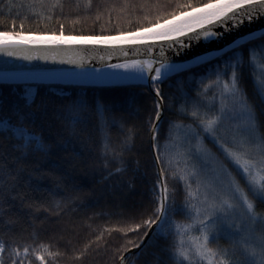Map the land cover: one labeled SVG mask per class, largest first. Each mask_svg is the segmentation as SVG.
I'll return each mask as SVG.
<instances>
[{"label": "snow or ice", "instance_id": "1", "mask_svg": "<svg viewBox=\"0 0 264 264\" xmlns=\"http://www.w3.org/2000/svg\"><path fill=\"white\" fill-rule=\"evenodd\" d=\"M91 5L92 0H83V18H88L87 10ZM128 5L129 0H121L119 7L115 3H98L99 10L93 19L102 20L104 8L112 13L114 10L123 11ZM12 6L10 4L9 8ZM25 7H30L32 14L39 15L41 21L44 19V11H47L49 21L55 16L59 29L54 27L51 31H25L24 17H21L19 27L15 26V21H10L8 27L0 29V52L23 56L25 59H32L35 55L42 60H55L63 58L60 49L75 44H102L121 49L133 46L143 49V58L126 59L112 67L130 70L138 80L146 81L150 85L156 99L154 111L147 117V129L153 140L152 148L161 152L156 160L163 162L165 168L170 161H161L164 153L155 143L163 100L159 84L180 67L169 60L165 51L175 48L179 53L209 39L223 40L225 36L241 29L246 22L252 24L264 17V0H176L175 4L172 0H152L149 5L153 9L151 14L144 2L139 4L142 12L139 17L133 12L137 23L132 31L117 29L111 35H74L71 32L66 35L65 20L72 24L81 17L76 15L67 19L64 0H29ZM80 7V0H68L67 8L72 12L79 11ZM136 7V4H132L133 9ZM165 7L169 10L155 11ZM124 15L127 16L128 13L124 12ZM257 33L264 37V28L249 29L237 34L222 48H214L211 52L191 57L196 64L208 63L204 59L206 56L215 58L217 64L214 79L206 81L197 90L196 97L199 99L188 98L187 107L177 106L178 115L190 118L187 125L180 121L175 122L179 127L187 129L189 142L187 148L181 146L179 149L185 163L177 165L175 171H169L167 177L177 179L184 186L183 200L177 205L174 196L170 197V189L165 182V168H160L152 203L138 214L139 218L129 217L122 223H113L93 237V240L103 244L102 235L105 231L114 229L121 234L119 246L113 249L114 256L119 253L116 256L118 264H125V261L135 264L149 229L167 241L164 248L172 264H233L226 257L237 244L256 257V264H264V232L257 237V252L248 243L251 236L244 229L241 220L259 218L256 204H264V132L260 131L264 120L259 119L257 114V101L264 106V40L258 44L250 43V38H258ZM156 46H159L158 58L154 52ZM225 48L228 49L227 58L223 54ZM215 52L222 55L214 57ZM69 62L75 63L71 60ZM244 69L248 70L255 100L249 98L243 87ZM209 86L214 89L212 103L200 97V92ZM33 99L34 97L26 96L22 103L11 104V115L0 111V140L13 141L8 145L11 151L0 154V195L5 198V207H10L7 202L9 197L13 201L17 197L23 198L24 194L18 192L17 187L32 178L26 162L27 153L45 151L48 148L44 137L26 126L35 123L37 118L39 104L34 110ZM70 109L72 119L66 121V130L70 135H76V123L86 122L80 115L83 105L78 104L74 108L70 106ZM97 113L103 117V106L97 109ZM259 116L264 117V107L261 108ZM132 136L133 132L129 127L127 134L121 137L120 152L131 144ZM209 138L217 146L216 152L204 143ZM102 151L114 154L119 159L120 152H115L107 144ZM180 158L181 156L175 157ZM188 161L193 162L189 164ZM171 192L174 193L175 188ZM22 206L34 211L44 207L35 201L23 200ZM45 211L48 209L45 208ZM177 212L185 220H177ZM28 218L32 219L31 215ZM194 227L197 229L195 234L192 231ZM25 235L26 238L21 239L13 234L7 238V243L0 239V264H32V257L39 264H49V261L51 264H60L58 257H63L64 252L53 250L56 247L55 242L46 243L40 240L37 243L38 234L35 228ZM222 235L228 241L227 246L218 243ZM90 244L91 240L83 245V249L87 250ZM133 248L137 249L136 253L129 251ZM83 255L85 251L74 252L76 258ZM235 264L240 262L237 260Z\"/></svg>", "mask_w": 264, "mask_h": 264}, {"label": "trees", "instance_id": "2", "mask_svg": "<svg viewBox=\"0 0 264 264\" xmlns=\"http://www.w3.org/2000/svg\"><path fill=\"white\" fill-rule=\"evenodd\" d=\"M64 2L67 19H72L76 15L81 17L78 22L72 24L65 20L66 35L70 32L74 35L105 33L111 35L117 29L132 31L137 23V19L133 18V12L136 17L142 14L140 3H145L149 14L153 12L149 7L152 0H129L128 7L123 11L114 10L109 13L104 8L103 19L95 20L93 17L99 10L98 3L100 5L115 3L119 7L121 0H92L91 8L87 10L88 18L85 19L83 0H80L81 7L77 12L67 8L68 0ZM28 3L29 0H0L2 6L0 29L8 27L10 21H15V26L19 27L21 17H24L25 31H51L54 27L59 29L55 16L49 21L48 13L44 11V19L41 21L39 15L32 14L30 7H25ZM172 3L175 4L176 0H172ZM10 4L13 6L9 8ZM17 4L21 6L16 7ZM132 4H136L137 7L133 9ZM161 10L169 9L157 8L155 11ZM124 12L128 15L125 16ZM110 20L115 22L110 23ZM261 40H264V37L250 43L258 44ZM227 54L228 52L224 54L225 58ZM216 64L217 60L211 59L208 63L179 71L159 84L164 110L157 128L155 143L164 153L161 161H170L167 168L163 162H157L156 157L161 155V152L152 148L153 140L147 129V117L154 111L156 99L147 85L0 83L2 102L0 111L6 115H11V104L22 103L26 96L34 97L33 109L36 110L39 104L37 118L35 123L26 126L40 133L44 137V143L48 145L45 151L27 153L26 162L32 178L17 187V191L24 194L23 198L17 197L13 201L9 197L7 202L10 207H5V198L0 195V239L7 243V238L13 234L25 239V234L35 228L38 234L37 243L40 240L46 243L55 242L56 247L53 250L59 249L64 252L63 257H58L60 264H118L116 256L119 253L114 256L113 249L119 246L121 234L114 229L105 231L102 235L103 244L93 240V237L113 223H122L129 217L139 218L138 214L152 203L154 185L160 168H165V182L169 186L170 197L174 196L177 205L182 202L184 186L177 179L167 177L169 171H175L177 165L185 163L179 149L181 146L187 148L189 142L187 129L179 127L175 122L180 121L187 125L190 118L178 115L177 106L187 107L188 98L199 99L196 92L206 81L214 79ZM242 79L249 98L255 100L247 69H244ZM31 89L33 93L29 94ZM213 95L212 86L200 92V97L205 98L208 103L213 102ZM78 104L83 105L80 115L86 122L83 124L77 122V134L70 135L66 130V121L72 119L70 106L74 108ZM100 106H103V117L97 113ZM262 107L264 106L259 105L257 101L258 118L264 120V117L259 116ZM129 127L133 132L131 144L120 152L121 137L127 134ZM260 131L264 132V125ZM11 143L13 141L10 139L0 140V154L11 151L8 148ZM192 143L194 146L195 142ZM204 143L216 152L217 146L212 144L210 138L205 139ZM105 144L115 152H120L119 159L115 158L114 154L102 151ZM177 156L181 158L175 159ZM192 162L188 161L189 164ZM173 188L174 193L171 192ZM22 200L35 201L44 207L34 211L32 208L22 206ZM45 208L48 211H45ZM256 211L260 213L259 218L248 220L254 239H258V235L264 232V204L257 203ZM29 215L32 219L28 218ZM175 218L185 220L179 212L175 213ZM90 240L92 244L84 250L83 245ZM166 242L162 236L153 232L140 251L135 264H172L164 248ZM218 243L221 246L228 245L223 235ZM256 244L253 241L250 245L259 249V244ZM75 251H85V255L76 258ZM226 258L233 264L237 260L240 264H256V257H252L239 244L235 245L234 250L230 251ZM32 264L39 262L32 257ZM125 264H129V261Z\"/></svg>", "mask_w": 264, "mask_h": 264}, {"label": "water", "instance_id": "3", "mask_svg": "<svg viewBox=\"0 0 264 264\" xmlns=\"http://www.w3.org/2000/svg\"><path fill=\"white\" fill-rule=\"evenodd\" d=\"M264 28V17L256 20L252 24L245 25L237 32H233L228 36H225L223 40H211L207 42L198 43L195 46L185 49L183 52H177L175 48L167 49L165 55L173 63L178 64L180 67L175 72L183 71L187 68L196 66L199 64L194 63L191 57L199 53L211 52L214 48H222L225 43L230 42L237 34H242L249 29ZM257 37L260 38V33H257ZM256 38V39H258ZM250 38V41L256 40ZM35 51V50H33ZM60 55L63 57L58 59L42 60L33 55L32 59H25L23 56H11L5 52H0V83H24V84H36V83H59V84H144L151 87L146 81H140L136 78V75L130 70L112 67L126 59L143 58V49L141 47L129 46L126 48L112 47L108 45H92V44H75L67 46L59 50ZM154 52H159V46L154 48ZM228 52V49H224V53ZM222 55L220 52L213 53L214 57ZM207 61L214 59L206 56L204 58ZM75 61L70 63L69 61ZM175 73L168 75L171 76ZM96 80L101 83H93L92 80ZM165 80V79H164ZM152 91V90H151ZM153 93V92H152ZM154 95V93L152 94ZM155 96V95H154ZM163 102L161 101V105ZM164 106L162 105V112L159 122L162 118ZM155 227V226H154ZM153 234L150 229L145 237V242H148L149 238ZM140 249V251L143 249ZM132 253H136L137 249L130 250ZM127 255V254H126ZM126 262V261H125Z\"/></svg>", "mask_w": 264, "mask_h": 264}, {"label": "rangeland", "instance_id": "4", "mask_svg": "<svg viewBox=\"0 0 264 264\" xmlns=\"http://www.w3.org/2000/svg\"><path fill=\"white\" fill-rule=\"evenodd\" d=\"M259 62H261V61H258V63ZM92 82L93 83H101L102 81H100V82H98V81H96V80H92ZM33 93V90L31 89L30 90V93L29 94H32ZM241 220H242V224H243V227H244V229H246L247 231H248V233L250 234V236H251V238L248 240V243L249 244H252V242L253 241H255L257 244H259V240L258 239H254L253 237H254V234H253V231L250 229V224L248 223V220H251V219H243V218H241ZM193 234H194V232L196 231V228L194 227L193 228ZM256 244V245H257ZM259 246V245H258ZM259 251V249H257V252ZM252 257H254V256H252ZM255 260V259H254ZM256 261V260H255Z\"/></svg>", "mask_w": 264, "mask_h": 264}]
</instances>
